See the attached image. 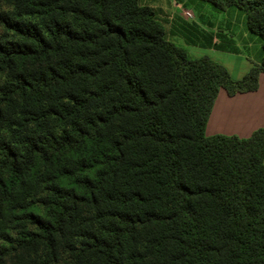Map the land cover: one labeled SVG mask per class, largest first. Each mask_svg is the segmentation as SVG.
I'll return each instance as SVG.
<instances>
[{
	"label": "trees",
	"instance_id": "1",
	"mask_svg": "<svg viewBox=\"0 0 264 264\" xmlns=\"http://www.w3.org/2000/svg\"><path fill=\"white\" fill-rule=\"evenodd\" d=\"M239 78L139 0H0V264H264V128L205 134Z\"/></svg>",
	"mask_w": 264,
	"mask_h": 264
},
{
	"label": "crops",
	"instance_id": "2",
	"mask_svg": "<svg viewBox=\"0 0 264 264\" xmlns=\"http://www.w3.org/2000/svg\"><path fill=\"white\" fill-rule=\"evenodd\" d=\"M187 25L196 40L207 47L214 60L224 65L233 78L241 77L252 62H259L261 58V53L254 61L242 55L238 47L228 43L229 40L225 42L221 36H217V33L222 31L219 27H216V33L213 28H203L194 22ZM257 128H264V72L259 73L255 90L229 95L224 89H219L206 121L205 134L236 135L245 138Z\"/></svg>",
	"mask_w": 264,
	"mask_h": 264
},
{
	"label": "rangeland",
	"instance_id": "3",
	"mask_svg": "<svg viewBox=\"0 0 264 264\" xmlns=\"http://www.w3.org/2000/svg\"><path fill=\"white\" fill-rule=\"evenodd\" d=\"M152 8L157 19L162 22L165 37L183 47L190 57L206 55L214 60L207 47L197 41L187 24L197 23L203 28L222 29L217 36L238 47V51L252 61L260 56L261 42L246 26L245 14L235 6L219 9L204 0H139ZM191 11L192 16L185 15ZM213 24V25H211ZM201 40V39H200ZM218 62V60H215Z\"/></svg>",
	"mask_w": 264,
	"mask_h": 264
},
{
	"label": "built area",
	"instance_id": "4",
	"mask_svg": "<svg viewBox=\"0 0 264 264\" xmlns=\"http://www.w3.org/2000/svg\"><path fill=\"white\" fill-rule=\"evenodd\" d=\"M185 15H186V16H191L190 11L186 10V11H185Z\"/></svg>",
	"mask_w": 264,
	"mask_h": 264
}]
</instances>
